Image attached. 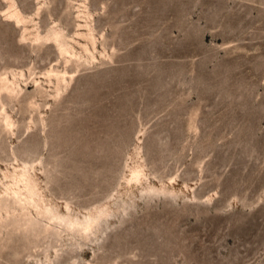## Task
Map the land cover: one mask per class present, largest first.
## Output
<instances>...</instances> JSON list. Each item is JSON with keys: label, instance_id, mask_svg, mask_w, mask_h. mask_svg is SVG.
<instances>
[{"label": "rangeland", "instance_id": "374dc122", "mask_svg": "<svg viewBox=\"0 0 264 264\" xmlns=\"http://www.w3.org/2000/svg\"><path fill=\"white\" fill-rule=\"evenodd\" d=\"M4 72L0 264H264V0H0Z\"/></svg>", "mask_w": 264, "mask_h": 264}, {"label": "bare ground", "instance_id": "6f19581e", "mask_svg": "<svg viewBox=\"0 0 264 264\" xmlns=\"http://www.w3.org/2000/svg\"><path fill=\"white\" fill-rule=\"evenodd\" d=\"M40 10H41V7L37 9L36 14H35L36 16L39 15ZM79 13L81 14V12H79ZM5 17L7 19L13 20L16 24H23V25L28 24V22L22 17V15L19 12L15 11V10H10V7H9V10L6 12ZM78 17L79 16H77V18ZM29 22L31 23L32 21H29ZM86 27L77 25V28H80V29L86 28L87 33L84 35L83 33L80 32V33H77L76 36L78 38H83V37H84V39L87 38L86 40H89V42H91V44L93 45L94 39L92 37L91 30L89 29L87 24H86ZM24 32H27V29H24ZM23 40L29 41L31 46H35L37 48H42L47 43L51 42L55 45V47L57 49L58 56L60 59L65 60L66 63L71 62V61H76V62L78 61L79 62L80 58L75 53L74 49L65 43L64 38L58 32H52L51 34L45 35V36H41L39 33H36L31 38H26L25 36H23ZM75 44L79 45V43H75ZM85 51L88 52L87 49ZM91 59L93 60L92 56H91ZM21 74L22 73H20V76H21ZM16 75L17 74H14V72H11L12 80H10L7 77V74L5 72L0 75V93H5L8 96L16 97L17 93L21 92V88L19 87L18 81L15 77ZM47 75H51V77H55L57 84L59 86L62 83L65 84L67 81L66 77H65V76H67V72L64 71L60 75V73L56 69H54L53 67L50 68L49 74L47 73ZM49 78H50V76H49ZM69 78H72V77H69ZM34 83L36 84V86L39 84V83L37 84V82H34ZM37 87H39V85ZM0 123L4 126V129H6V130H9L12 127V124L9 120V117L7 116V114L5 113L4 110H2L0 112ZM21 183L23 184L24 188H26L28 186L27 185L28 183L26 182V180L21 181ZM27 194H28V198L31 199L32 198V192L29 191V192H27ZM3 196H10L11 198H13L14 203L19 205V206H23L25 203H28L27 196L23 195L22 189L19 187V184L17 182H14L10 187H8L7 190L5 191V193L3 194ZM0 204H1V201H0Z\"/></svg>", "mask_w": 264, "mask_h": 264}]
</instances>
